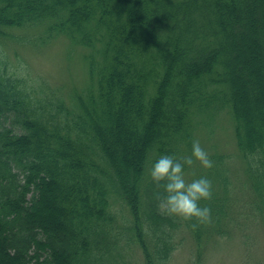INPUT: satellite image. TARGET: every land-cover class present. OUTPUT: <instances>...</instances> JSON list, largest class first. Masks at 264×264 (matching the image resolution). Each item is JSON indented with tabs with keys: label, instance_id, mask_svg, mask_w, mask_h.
<instances>
[{
	"label": "trees",
	"instance_id": "1",
	"mask_svg": "<svg viewBox=\"0 0 264 264\" xmlns=\"http://www.w3.org/2000/svg\"><path fill=\"white\" fill-rule=\"evenodd\" d=\"M57 37L90 52L68 103L0 64V264L165 263L180 224L201 228L159 214L151 168L222 110L264 209V0H0V43Z\"/></svg>",
	"mask_w": 264,
	"mask_h": 264
},
{
	"label": "rangeland",
	"instance_id": "2",
	"mask_svg": "<svg viewBox=\"0 0 264 264\" xmlns=\"http://www.w3.org/2000/svg\"><path fill=\"white\" fill-rule=\"evenodd\" d=\"M16 37H30L35 32L14 31ZM89 50L57 37L42 46L24 40L0 43V64L9 74L23 77L37 95L50 92L69 102V95L82 93L89 82L84 55ZM2 61V62H1ZM41 87V88H40ZM39 91V92H38ZM43 97V96H42ZM193 141H199L209 158L224 163L221 178L211 181L212 197L220 200L224 217L200 225L201 234L180 224L173 236V249L162 264H264V209H259L256 196L245 172V162L237 148L234 123L227 110L220 111L209 129L199 127ZM213 161V160H212ZM212 173L194 163L184 171L186 182ZM127 264H143L142 253L133 248L125 254Z\"/></svg>",
	"mask_w": 264,
	"mask_h": 264
},
{
	"label": "clouds",
	"instance_id": "3",
	"mask_svg": "<svg viewBox=\"0 0 264 264\" xmlns=\"http://www.w3.org/2000/svg\"><path fill=\"white\" fill-rule=\"evenodd\" d=\"M194 163H199L205 169L213 167V161L199 141H193L191 155L182 160L170 155L160 156L151 168L150 178L156 187L163 188L165 192L157 204L159 214L175 217L195 229L211 221V209L201 207L200 202L210 200L212 191L211 181L207 177L186 182L184 166Z\"/></svg>",
	"mask_w": 264,
	"mask_h": 264
}]
</instances>
